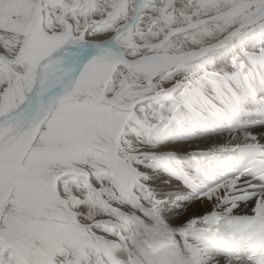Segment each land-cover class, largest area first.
<instances>
[{
	"label": "snow or ice",
	"instance_id": "1",
	"mask_svg": "<svg viewBox=\"0 0 264 264\" xmlns=\"http://www.w3.org/2000/svg\"><path fill=\"white\" fill-rule=\"evenodd\" d=\"M0 264H264V0H0Z\"/></svg>",
	"mask_w": 264,
	"mask_h": 264
}]
</instances>
